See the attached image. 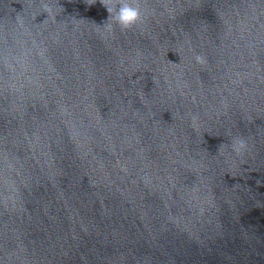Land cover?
<instances>
[{
  "label": "water",
  "instance_id": "95a60500",
  "mask_svg": "<svg viewBox=\"0 0 264 264\" xmlns=\"http://www.w3.org/2000/svg\"><path fill=\"white\" fill-rule=\"evenodd\" d=\"M137 2L0 0V264H264V0Z\"/></svg>",
  "mask_w": 264,
  "mask_h": 264
},
{
  "label": "clouds",
  "instance_id": "9594fccd",
  "mask_svg": "<svg viewBox=\"0 0 264 264\" xmlns=\"http://www.w3.org/2000/svg\"><path fill=\"white\" fill-rule=\"evenodd\" d=\"M95 2L96 0H93V3ZM100 3L108 13V18L104 23H106L109 30H129L135 27L142 19L141 9L138 6L137 0H100ZM48 14L55 19V15L50 8L48 9ZM194 59L198 64L205 62V58L199 54ZM226 147L230 148L232 152L239 154L246 149L247 145L242 138L236 137Z\"/></svg>",
  "mask_w": 264,
  "mask_h": 264
}]
</instances>
